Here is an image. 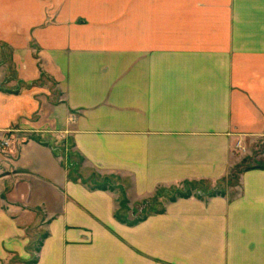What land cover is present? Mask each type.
Segmentation results:
<instances>
[{
    "label": "crops",
    "instance_id": "obj_1",
    "mask_svg": "<svg viewBox=\"0 0 264 264\" xmlns=\"http://www.w3.org/2000/svg\"><path fill=\"white\" fill-rule=\"evenodd\" d=\"M0 48V264H264V0H0Z\"/></svg>",
    "mask_w": 264,
    "mask_h": 264
},
{
    "label": "rangeland",
    "instance_id": "obj_2",
    "mask_svg": "<svg viewBox=\"0 0 264 264\" xmlns=\"http://www.w3.org/2000/svg\"><path fill=\"white\" fill-rule=\"evenodd\" d=\"M9 57H10V51H8L7 49L0 48V62L2 64V71L6 74L12 72ZM249 149H250V154H247L248 158H244V161L241 164L242 166L241 171L249 166L257 165L263 162L264 142L261 143L259 141L257 144L252 145ZM71 153H72L73 162L80 164L79 166L83 167V159L78 154L73 153L72 151ZM85 171H89V170L86 169ZM234 184H237V179H235Z\"/></svg>",
    "mask_w": 264,
    "mask_h": 264
},
{
    "label": "trees",
    "instance_id": "obj_3",
    "mask_svg": "<svg viewBox=\"0 0 264 264\" xmlns=\"http://www.w3.org/2000/svg\"><path fill=\"white\" fill-rule=\"evenodd\" d=\"M188 195V193H186V194H182V196H187Z\"/></svg>",
    "mask_w": 264,
    "mask_h": 264
}]
</instances>
